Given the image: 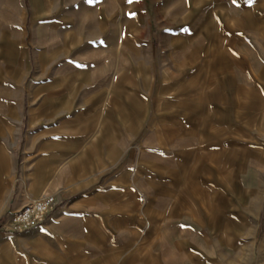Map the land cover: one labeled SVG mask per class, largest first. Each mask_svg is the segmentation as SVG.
<instances>
[{"label":"crops","instance_id":"obj_1","mask_svg":"<svg viewBox=\"0 0 264 264\" xmlns=\"http://www.w3.org/2000/svg\"><path fill=\"white\" fill-rule=\"evenodd\" d=\"M0 264H264V0H0Z\"/></svg>","mask_w":264,"mask_h":264},{"label":"built area","instance_id":"obj_2","mask_svg":"<svg viewBox=\"0 0 264 264\" xmlns=\"http://www.w3.org/2000/svg\"><path fill=\"white\" fill-rule=\"evenodd\" d=\"M54 203L53 195L42 194L38 199L10 216L8 230L13 233H20L37 227L44 222Z\"/></svg>","mask_w":264,"mask_h":264}]
</instances>
